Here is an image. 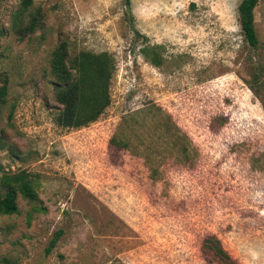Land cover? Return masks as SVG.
Here are the masks:
<instances>
[{
  "label": "rangeland",
  "instance_id": "1",
  "mask_svg": "<svg viewBox=\"0 0 264 264\" xmlns=\"http://www.w3.org/2000/svg\"><path fill=\"white\" fill-rule=\"evenodd\" d=\"M240 1L31 0L43 18L21 39L22 0H0V175L25 170L37 193L0 215V264H225L210 237L264 264V0L256 47ZM62 42L114 64L109 104L77 128L54 121Z\"/></svg>",
  "mask_w": 264,
  "mask_h": 264
},
{
  "label": "trees",
  "instance_id": "2",
  "mask_svg": "<svg viewBox=\"0 0 264 264\" xmlns=\"http://www.w3.org/2000/svg\"><path fill=\"white\" fill-rule=\"evenodd\" d=\"M126 4L129 0H124ZM260 0H241L237 7V20L243 38L251 47H256L258 38L254 27V8ZM11 18L10 29L19 38L34 33L40 27L43 18L37 8L30 11L31 0H22ZM25 17H28L25 19ZM147 56V51L142 50ZM0 53V57H1ZM65 42L58 45L52 52L50 61L51 73L57 79L54 85V98L61 105L55 116V124L61 127L77 128L96 120L109 104L108 86L114 70V64L107 52L99 54L81 51L73 58L68 57ZM151 63L158 66L160 58H151ZM0 86V105L6 102V78ZM13 109H11L12 113ZM11 115V114H10ZM109 143L115 147L126 149L127 142L113 135ZM29 201L37 200L32 177L25 170L15 173L2 172L0 175V215H11L17 212V195ZM59 233L51 240L48 250L56 242ZM213 253L225 264H232L229 256L224 253L218 243L210 237L204 240Z\"/></svg>",
  "mask_w": 264,
  "mask_h": 264
}]
</instances>
